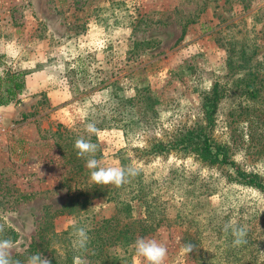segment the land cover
I'll return each instance as SVG.
<instances>
[{"label":"rangeland","instance_id":"374dc122","mask_svg":"<svg viewBox=\"0 0 264 264\" xmlns=\"http://www.w3.org/2000/svg\"><path fill=\"white\" fill-rule=\"evenodd\" d=\"M242 51L248 68L238 74L251 69L264 76V0H0V74L9 68L24 80L20 94L0 105V238L11 240L13 260L28 264L25 250L49 216L58 236L42 256L50 264H74L81 256L72 246L73 229L60 234L74 215L53 213L68 199L67 184L81 185L85 160L74 143L89 138L85 124L91 122L101 166H137L129 183L140 180L148 197L169 206L171 221L143 236L167 247L165 264H200L195 250L184 254L188 230L172 219V204L185 191L195 198L188 226L209 230L201 237L207 264H264L262 193L226 183L225 169L193 155L139 151L152 136L200 121L202 93L228 73V58L237 61ZM240 87L220 100L214 135L240 168L264 176V83L256 84L254 98ZM83 174L91 181L89 171ZM206 184L222 191L208 195ZM128 190L131 197L134 189ZM92 202L91 214H113L112 202ZM134 204L131 214L142 217L144 207ZM206 204L214 215L209 225L195 215ZM218 218L245 227L251 245L233 247L225 232L217 234ZM107 251L119 257L113 264H145L135 245Z\"/></svg>","mask_w":264,"mask_h":264},{"label":"trees","instance_id":"16d2710c","mask_svg":"<svg viewBox=\"0 0 264 264\" xmlns=\"http://www.w3.org/2000/svg\"><path fill=\"white\" fill-rule=\"evenodd\" d=\"M183 34V33H182ZM182 36V35H181ZM239 60L233 61L228 58L227 67L228 73L221 78H217L209 90L204 91L201 96L200 121L195 122L183 128L182 132H171L170 134L163 135L162 137L152 136L146 141V144L139 149L143 155L147 156H165L171 152H176L181 155H193L197 159L205 162L208 166L222 167L225 169L223 172L226 183L240 184L258 190L264 195V176L260 175L257 171L246 170L240 168L228 154L227 146L219 142L214 135V128L216 125L215 113L218 108L220 100L230 91V88L243 87L244 93H249L251 98L256 97L257 83H264V76H260L258 70L248 69L244 71L241 76L238 74L241 70L248 68L247 60L248 55L242 54L237 57ZM259 64V63H258ZM260 65V64H259ZM264 75V74H263ZM229 83L234 86H229ZM24 80L21 77V72L13 71L11 69L2 70L0 74V105H6L14 100L22 91ZM240 87V88H241ZM142 97V95H140ZM149 98V96H147ZM84 160V159H82ZM82 164V161H81ZM80 169V168H78ZM89 171L86 167L81 165V185L75 183L73 185L67 184L68 199L60 210L54 211L53 214H73L77 221V225L87 228L88 236L90 237L87 245V252L82 257L95 259L100 264H113L114 260L119 259L115 254L108 253L107 248L110 247H128L134 246L137 238L143 237L166 221H171L169 218V206L166 208L162 205L158 198L155 196L148 197V193H144L142 189V182L140 180L135 182H128L123 186L117 188L115 186H98L88 181L83 174ZM207 185V184H206ZM206 192L208 195L220 193L216 185H207ZM134 189L131 197L125 195L128 189ZM129 191V190H128ZM206 194V195H207ZM93 199H98L101 204L112 202L114 204V212L109 217H97L91 214L93 206ZM195 198H190L188 191H185V196L180 201L172 204V219L179 225L187 228L188 234L185 235V243H192L196 246V258L200 264H207L209 256L205 248L202 246L201 237L208 233L207 228L199 230H191L190 225L193 220L195 206L192 203ZM204 199L201 200L203 202ZM134 202L144 207V215L136 218L131 212L134 208ZM206 202L204 201V204ZM207 206V204H206ZM210 208H205L203 212H196L195 215L200 217L201 221L206 224H212L214 215H211ZM166 211V212H165ZM50 218V216H49ZM49 218H46L43 223L39 224L35 236L32 238L31 243L25 250L29 253V257L35 254H44L43 247L49 244V239L58 236L57 232L51 231ZM81 218V220H77ZM76 221L74 223H76ZM215 224V231L217 234L224 235L228 241L233 240L232 231L228 229L225 231V220L218 218ZM70 224L67 229L61 231L60 234H67L72 230ZM237 226V225H236ZM212 227V226H210ZM47 231V232H46ZM49 232V233H48ZM247 244L242 245L248 248L251 245V237L247 230ZM40 249V242L44 241ZM74 250L69 248L68 256L73 255ZM110 259V261H109Z\"/></svg>","mask_w":264,"mask_h":264},{"label":"clouds","instance_id":"9594fccd","mask_svg":"<svg viewBox=\"0 0 264 264\" xmlns=\"http://www.w3.org/2000/svg\"><path fill=\"white\" fill-rule=\"evenodd\" d=\"M87 113L80 114L81 120L87 119ZM85 131L89 134V138H78L74 143V148L78 158L85 160V167L89 170L90 180L98 186H115L117 188L128 183L131 177H135L140 169L137 166L116 167V166H101L96 153L98 146L90 139L91 135H96L98 129L94 123L88 122L85 124ZM142 147V145H141ZM239 163V161H237ZM73 231L71 236L72 246L77 252L86 251L90 237L88 236V229L83 226H78L76 223L71 225ZM225 231L231 229L232 231V246L240 247L247 244V229L243 226H235L233 224H226ZM4 232V225H0V234ZM12 242L9 239L0 238V264H19L11 255ZM196 246L192 243H187L183 246L184 254H190ZM135 251L139 257H142L145 264H165L168 255L167 247L153 238H137L135 241ZM28 264H50L41 254H35L29 258ZM74 264H87L86 259L82 256L74 258Z\"/></svg>","mask_w":264,"mask_h":264},{"label":"built area","instance_id":"2783aa9c","mask_svg":"<svg viewBox=\"0 0 264 264\" xmlns=\"http://www.w3.org/2000/svg\"><path fill=\"white\" fill-rule=\"evenodd\" d=\"M0 121H1V115H0Z\"/></svg>","mask_w":264,"mask_h":264}]
</instances>
